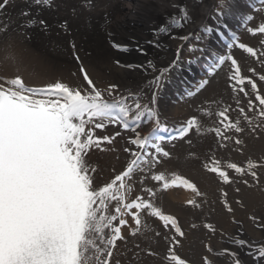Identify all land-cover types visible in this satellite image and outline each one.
<instances>
[{
  "label": "snow or ice",
  "instance_id": "1",
  "mask_svg": "<svg viewBox=\"0 0 264 264\" xmlns=\"http://www.w3.org/2000/svg\"><path fill=\"white\" fill-rule=\"evenodd\" d=\"M9 2L2 0L0 10ZM53 3L54 0H35L38 6L51 7ZM86 6H91V0H87ZM23 15L27 16L28 13ZM39 23L46 24L44 20ZM62 27H66V23ZM248 31L253 35H264V23ZM261 44H264V40ZM237 46L250 56L257 57L253 47L245 43ZM113 47L128 50L119 44ZM6 59L15 62L17 58L14 54H8ZM75 59L78 70L71 73V79L67 82L57 79L43 87H31L19 74L11 78L0 77V264H111L117 241L124 240L121 228L128 221L123 217L126 214L131 216L136 226L131 234L136 235L141 231V215L144 212L159 218L163 227L168 229L165 234V239L169 241L168 264H189L175 251L185 236L175 215L165 214L144 197L137 196L131 202H125L126 193L131 191L128 181L136 168L141 164H150L151 168H155L162 158L171 155L159 143L163 137L142 136L137 131L146 111L149 118L155 121V132L160 127L158 113L155 108L141 104L138 97L132 99L131 95L121 94L119 85L115 83L99 87L80 62V57L76 56ZM225 60L231 62L232 75L229 79L235 81L234 91L248 95L246 85H250L252 91H258L257 82L242 75L237 59L231 55L221 57L220 63ZM116 63L119 64V61ZM167 71L168 68L163 69L152 82L157 88ZM259 80L264 81V75H260ZM207 83L205 80L199 87L203 88ZM255 99L264 106V95L257 94ZM156 103L157 93L153 91L151 104ZM240 112L243 113L244 109L240 108ZM228 113V108L216 113L225 131L221 127L208 129L223 140L232 139L226 135L228 130L234 129L236 133L243 131L239 121H230ZM260 115L264 116V107ZM130 120L136 124V128H130ZM109 125L133 131L134 136L129 143L139 151L125 148L124 151L132 157L125 169L114 175L110 182L98 186L94 175L96 168L87 157L93 148L104 151L103 145L113 144L121 135L120 132L103 136L95 134L96 129L104 130ZM193 130L197 133L201 131L200 122L195 116L184 122L176 130L178 135L171 139H184ZM234 143L240 145L242 141L235 139ZM149 146L154 152L144 151ZM204 167L218 176L223 184L232 182L229 172L220 166L219 160H213ZM257 167L252 160L248 161L247 167L227 164V169L250 175L254 180L257 179ZM151 179L160 185L161 190L183 187L197 196L202 195L195 183L175 173L168 179L161 171L153 174ZM244 183L247 185L248 181ZM145 191L150 197L156 195L152 188ZM187 204L199 207L194 199L188 200ZM224 204L231 213L232 207L227 201ZM250 219L257 228L264 229V223H260L257 217ZM204 227L215 232L211 224ZM233 242L238 247L250 243L242 238ZM205 247L209 253L213 251L210 246ZM256 252L264 258V245L257 247ZM220 254L230 258L231 264H242L237 251L224 248ZM202 259L203 264H213L208 256Z\"/></svg>",
  "mask_w": 264,
  "mask_h": 264
},
{
  "label": "bare ground",
  "instance_id": "2",
  "mask_svg": "<svg viewBox=\"0 0 264 264\" xmlns=\"http://www.w3.org/2000/svg\"><path fill=\"white\" fill-rule=\"evenodd\" d=\"M86 2L87 0H54L53 5L48 7L36 5L35 0H10L9 4L0 10L2 16L0 18V77L11 78L19 74L31 87H43L48 82H54L57 79L67 82L71 79V73L78 70V62L75 57L79 56L80 62L83 63L101 88L115 83L119 85L121 94L131 95L132 99L142 98L143 93L147 90L151 92L152 97V93L155 91L157 103L153 105V108L158 113L160 121V127L156 131L162 135L164 132L168 133L167 131L178 134L176 130L181 125L176 124L170 118L178 111L177 100L185 92L187 85L194 82L199 78L198 75L205 71V65L201 64L203 58H212L210 53L218 49V44L213 40V37L210 39L207 37L200 38V42L203 44L202 50L200 53L194 52L193 56L197 57L202 54L201 63L194 66V73H191V70H185V68L180 70L182 76L179 75V78L173 83L174 85L172 84L174 88L176 85L178 89L167 90L166 88L163 92L161 91V81L159 88L152 82L163 69L177 61L178 53L184 47L189 35L195 29L200 30L204 27V30L206 28L203 24L209 20L210 8L214 0H91L90 7L86 6ZM248 5V3H244L242 14L248 13ZM183 11L187 13L186 16ZM25 12L28 13L27 16L23 15ZM181 14L185 17L182 16L183 18H181ZM176 19L184 21L187 25L182 23L183 26L168 27V24ZM40 20H44L46 24H40ZM209 22L211 23L210 29L213 28L223 33L226 30L224 26H231L227 20L222 18L218 24L211 20ZM239 22L240 19L233 25L242 24ZM65 23L66 27H62ZM131 25L133 26L130 27ZM161 29L166 30L162 32ZM11 30L19 31L21 34L9 33ZM23 33L27 39L21 36ZM182 37L186 38L182 39ZM227 40H231V38L228 37ZM114 44H119L128 50L117 49L113 47ZM73 45H75V49ZM8 54H14L17 58L16 61L7 60ZM214 56L217 58L216 53ZM117 61L119 64L116 63ZM149 62H151L152 73L149 76H144V72L148 70L145 64ZM202 66L205 68L203 69ZM161 98H165L166 101H160ZM131 102L130 99L129 103ZM144 116L141 119L142 121L146 119L144 129L137 128V131L142 136H151L156 127L155 121L148 115ZM142 121L139 122V127ZM129 123L130 128H136V124L131 120ZM165 127L166 129L163 131ZM116 128L118 126L109 125L104 130H95L97 136L121 133L113 144L103 145L105 150L118 146V142L122 138L128 148L130 146L133 151H139L135 145L129 143L134 132L131 130H122L121 132ZM229 141L227 140L226 143L233 142L232 140ZM232 148L234 146L229 144L219 153L231 155L227 152L233 151ZM93 149L89 152L87 159L96 168L94 175L95 183L98 186L110 182L114 175L125 169L128 161L132 158L130 156L125 159V156L122 155L121 159H115L111 162L109 174H102L99 173L100 165L96 164L94 160ZM245 150L248 151L247 148ZM161 171L169 177L170 171L165 167L156 168L152 175ZM194 177L205 184H208V181L212 179V176L206 171L194 173ZM143 180L142 178V186H144ZM128 183L135 193V198L137 196L144 197L151 199L154 203V197L148 195L145 186L141 190L140 186L135 188L131 180ZM253 188L257 187L253 184H248L246 187H216L219 192L221 190V193H227L226 196L222 194L221 201H227L233 211L229 213L225 205H223L225 209L216 205L218 223L214 225L215 227L213 226L215 232L213 235L202 236V254L208 256L213 264H231L230 258L223 254L218 255V253H222L224 248L237 251L242 264H264V258L259 257L256 252L257 247L264 245V229L257 228L250 219V217L255 216L260 223L264 222V194L261 192L259 194L262 195H257L254 198L252 195ZM237 189L240 190V193L236 191ZM171 191L173 188L170 187L158 197V200L161 201V210L165 214H177L182 220L187 219L185 223H182L185 236L181 238V246H178L179 249L175 248V251L180 250L185 256L191 241L195 242L194 235L197 226L193 228L191 224L196 222L198 217L203 216L206 210L199 202H196L199 207H192L187 204L188 200L193 199V194L181 192L182 194H178L181 201H178L169 197ZM235 192L238 193L237 197H233ZM129 193H126L125 202L128 201ZM112 212L114 214V207ZM123 218L128 223L122 226V235L123 232H128L132 228L129 215L126 214ZM166 233H168V229L163 232L164 239ZM147 236L149 242L152 241L153 234L148 235L146 232L142 235L143 238ZM154 236L156 239L160 237ZM241 238L250 243L244 247H238L233 240ZM165 240L169 244V241ZM157 241L155 242L156 246L158 249L161 246L162 249V242L157 244ZM140 242L142 241L140 240ZM205 245L210 246L213 251L211 253L206 251ZM167 250L163 251L164 254H168Z\"/></svg>",
  "mask_w": 264,
  "mask_h": 264
},
{
  "label": "rangeland",
  "instance_id": "3",
  "mask_svg": "<svg viewBox=\"0 0 264 264\" xmlns=\"http://www.w3.org/2000/svg\"><path fill=\"white\" fill-rule=\"evenodd\" d=\"M244 3L249 4L247 6L248 13L246 14H242ZM180 16L181 18L185 17L182 14ZM249 17H251V19H249ZM0 18H2L1 15ZM221 18L227 20V23L231 25H228L229 27L224 26L227 33L233 36L235 35L236 37L230 44L222 43L221 37L217 31L213 28L210 29L211 23L209 21L211 20L213 23L218 24L221 22ZM238 19H240L239 23L242 24L239 26H237V24L233 25ZM182 23L183 25H187L184 21L182 22L179 19H176L175 21L170 22L168 27L181 26ZM261 23H264V0H214L213 5L210 8L209 20L203 24L206 28L204 30V27L200 30L195 29L191 35H189L184 47L178 53L177 61L175 60V63L167 67L169 71L164 73L161 79V91L164 92L166 88L167 90L178 89L176 85V88H174L172 84L179 78V75L182 76L180 70L185 68V70L187 69L193 72L195 71L194 66H198L196 64L201 63L202 54L197 57L193 56L194 52L200 53V50L203 47V44L200 42L201 37H207V39L213 37V40L219 45V52L222 54V57L231 55L237 59L242 69V75L254 79L258 84V91H252L250 85L245 86L248 95L233 90L235 81L229 79L232 75V68L231 62L228 60H225L222 64L219 63L214 68L205 70L202 74L200 73L199 80L195 81L192 86L188 87L184 97H180L177 100L178 111L171 115L170 118L174 120L176 124L182 125L188 119L195 116L200 122L201 131L197 133L193 130L184 139H171V137L177 136L174 133L166 135L159 143L161 147L171 154L170 157L162 158L161 163L155 168H151L150 164H141L140 167L136 168L131 178L135 188H139L140 186V189L143 190L145 186V189L152 188L153 191L156 192L154 203L151 199L150 200L160 209L161 201L158 200V197L164 194L165 190H161L160 185L151 179L152 172L155 171L156 168L159 167L160 169L161 167H165L170 171L169 177H167L166 174L168 179H171L172 174L175 173L189 179L197 185L199 191L202 193L200 196H197L189 189L185 190L186 188L183 187H171L173 188V191H171V194L169 195V197L181 201L178 194H182L183 192L191 193L193 194V199L196 202L201 203L206 210L203 216L201 215L196 219V222L193 221L194 223L191 224V226L193 224H196L197 226L194 235L195 245L193 241H191L186 250L187 255L185 256H183V253L180 250H176V253L181 258L187 260L189 264H203L202 258L205 255L202 254V236L213 235V232L206 229L204 225L211 224L214 226L218 223L216 217V209L218 208H216V205L225 209L223 207L225 204L221 201L223 193H221V190L219 192V189H216V187H246L248 184H253L257 187L253 188L254 192L252 191L254 198H256L257 195H262L259 194L261 192L264 194V116L260 115L261 108L264 106H261L259 101L255 99L257 94L264 95V81L259 80V76L264 75V44H261V41L264 40V35H253L248 31L249 28H254ZM132 26L133 25L130 27ZM9 33L14 35L21 34L19 31L15 30H11ZM228 34L225 36H228ZM21 36L24 39H27L24 33ZM239 43H245L256 49L257 57H252L241 50L237 46ZM64 46L67 45L64 44ZM145 66L148 67V70L144 72V76H149L152 73L150 63H146ZM250 69H254L255 71H250ZM205 80H207L208 83L203 88H200V84ZM198 88L199 91H197ZM189 93L192 94L189 95ZM139 101L142 104H146L148 108H153V104H151V92L149 90L143 93V96ZM160 101L163 102L166 101V99L161 98ZM237 101H239V103ZM249 101H251V105H249ZM225 108L229 109L228 115L230 121H239V126L243 129L240 133H236L234 129L226 131V135L232 138L229 140L233 141L229 143L234 146V148H232L233 151H226L231 155L219 153V151H223L229 146V144L226 143L227 140L220 139L216 137L214 132L208 131V129L216 127H221V130L225 131L219 123L220 117L216 115V113ZM240 108L244 109L243 113L240 112ZM146 115H148L147 112L145 113V116ZM245 117H247V119H245ZM145 120L146 119H144V121L141 120L142 123L138 129H144ZM116 129L119 131L121 130V132L124 130L119 126ZM235 139H240L242 143L236 145L234 143ZM118 144L119 147H112L111 149H106L104 151L95 148L93 149L94 160L96 161V164L100 165L99 173L109 174L111 162L115 159H121L122 155L125 156V159L130 157V153L124 151V149L128 147L122 138H120ZM221 145L224 146L221 147ZM245 148H247L248 151L245 150ZM116 149H118L117 152H115ZM144 151L154 152V149L149 146ZM118 156L120 157L117 159L116 157ZM145 159L148 158L145 157ZM213 160H219L220 166L229 172L232 181L230 184H223L218 176L209 173L205 169L204 165L209 164ZM249 160H252L258 165L255 169L257 172V179L255 180L250 175H241L234 170L227 169L228 163H236L238 166L247 167ZM107 167L108 169H106ZM141 168L143 171H141ZM200 171H206L212 176V179L208 181V184L201 183L200 180H197L194 177V173H199ZM142 178L144 179L142 183L144 186L141 185ZM245 180L248 181L247 185L244 183ZM249 181L251 182L249 183ZM237 194L238 193L235 192L233 197H237ZM134 199L135 193L133 192V189H131L127 202H131ZM237 200H239V198H237ZM171 215L177 217L182 228V223H185L187 219L182 220L177 214ZM129 217L131 219L130 215ZM141 218L143 222L141 231L136 235L131 234L132 229L136 227L134 221L131 219L132 228L128 232H123L124 240H121L120 242L117 241V247L113 250L114 254L111 259V264H117V262L118 264H168V254H164V252L167 250L166 248L169 244L163 237V232L165 230L163 223L159 218L149 216L147 212L142 213ZM262 223L264 222L262 221ZM146 232L148 235L153 234L152 241L149 242L148 236L146 238L142 237L143 233ZM157 233H159V235H157ZM154 235L160 237L156 239ZM140 240L142 242H140ZM156 241L157 244L162 242V249L161 246L160 249H158V246L155 244ZM176 248L179 249V247ZM205 250L207 251V249Z\"/></svg>",
  "mask_w": 264,
  "mask_h": 264
}]
</instances>
